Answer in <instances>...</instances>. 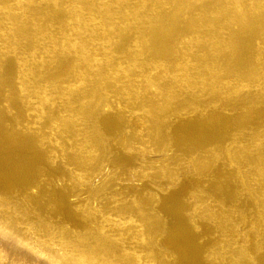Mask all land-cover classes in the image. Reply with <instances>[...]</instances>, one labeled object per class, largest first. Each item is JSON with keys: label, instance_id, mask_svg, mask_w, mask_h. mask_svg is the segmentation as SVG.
Listing matches in <instances>:
<instances>
[{"label": "rangeland", "instance_id": "obj_1", "mask_svg": "<svg viewBox=\"0 0 264 264\" xmlns=\"http://www.w3.org/2000/svg\"><path fill=\"white\" fill-rule=\"evenodd\" d=\"M240 1L0 0L33 35L0 56V211L31 240L106 232L137 264H264V0L192 42ZM41 257L0 233V264Z\"/></svg>", "mask_w": 264, "mask_h": 264}, {"label": "bare ground", "instance_id": "obj_2", "mask_svg": "<svg viewBox=\"0 0 264 264\" xmlns=\"http://www.w3.org/2000/svg\"><path fill=\"white\" fill-rule=\"evenodd\" d=\"M34 11V10H32ZM223 16V22H220V17ZM247 19L246 7L244 0L236 3H229L220 10L217 11L215 16L210 19L207 23V30L205 28L200 29L199 33L192 38V42L198 45L199 47H206V41L204 38L206 35L211 37H216V32L219 35L221 32L214 31L216 27H228L233 21H237L240 24H243ZM20 20L17 19L16 15L13 12L5 11L0 14V56L4 57V54L11 53L15 51V54H23V49L20 47L22 41H27L33 38V35L25 36L23 31L19 27ZM34 24V20L32 22ZM10 25L12 29V34L5 36L1 32V26ZM230 31V27H228ZM232 33V31H230ZM232 35V38H231ZM238 35V34H237ZM27 38V39H26ZM236 35L230 34V45L232 47V53H238L239 48L235 46ZM21 54V56H22ZM18 56V55H17ZM6 142V141H5ZM3 142V143H5ZM106 146H109V143L104 142ZM16 150L20 154L29 157H39V151L33 146V148L28 145V142H21L17 144ZM0 148V158H3L4 152ZM1 162V161H0ZM15 170V178L21 180L26 178L28 171L25 165L16 164L12 165ZM262 172L258 173V176ZM89 210V208H88ZM75 225L81 226V221L72 214H69V218ZM43 221V220H41ZM44 222V221H43ZM25 221L13 216L8 215L3 211H0V233L9 235L14 241L19 243L29 252L34 255H40L45 257L52 264H137L135 257L132 255L129 247L124 246L117 241L109 240L107 237L108 234L103 232L101 235L98 232L94 234H89L85 232L84 228H79L74 230L75 233L70 230L64 229L61 236L64 241L63 244L56 242L53 244L52 241H49L48 238V229L45 223H40L41 226L38 230L40 233H36L33 240L30 239V236L24 226ZM176 231H181L180 226H175ZM144 231H147L144 227ZM59 233V232H58ZM188 241V240H187ZM63 247V250H59V246ZM190 246L188 243L187 248ZM149 252V248H147ZM151 251V250H150ZM186 254L190 255L192 260L188 264H197L195 260L194 253L187 252ZM41 257V258H42ZM151 264H169V262H164L163 254L157 256L151 255Z\"/></svg>", "mask_w": 264, "mask_h": 264}]
</instances>
